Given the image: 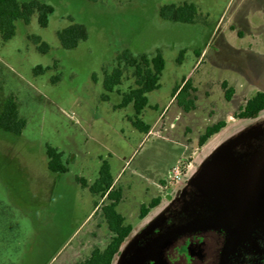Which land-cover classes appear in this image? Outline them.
I'll return each instance as SVG.
<instances>
[{
  "label": "rangeland",
  "instance_id": "1",
  "mask_svg": "<svg viewBox=\"0 0 264 264\" xmlns=\"http://www.w3.org/2000/svg\"><path fill=\"white\" fill-rule=\"evenodd\" d=\"M17 1L54 12L46 28L34 14L11 41L0 37V113L13 99L26 123L20 137L0 132V264H79L103 251L109 202L89 188L104 162L132 228L112 264H264V112L234 120L264 93V0ZM185 3L197 9L193 23L159 17ZM72 25L86 37L65 51L57 34ZM126 51L138 64L157 53L165 63L139 117L147 135L131 126V106L119 109L136 88ZM116 68L120 85L106 94ZM186 82L196 100L189 113L173 96ZM48 147L67 174L48 170Z\"/></svg>",
  "mask_w": 264,
  "mask_h": 264
},
{
  "label": "trees",
  "instance_id": "2",
  "mask_svg": "<svg viewBox=\"0 0 264 264\" xmlns=\"http://www.w3.org/2000/svg\"><path fill=\"white\" fill-rule=\"evenodd\" d=\"M54 10L51 6L38 2L18 3L17 0H0V37L3 43H8L16 35V23L20 22L28 25L31 17L36 14L40 28H46L49 17ZM197 15V9L193 4H183L181 6L168 5L163 6L159 11V17L163 21L191 24ZM86 37V30L83 26L72 25L57 34V39L65 51L77 49L80 42ZM38 43L39 40L36 39ZM45 48V45H42ZM130 68L134 69L136 78V88L129 94L122 97L119 109H126L131 106L135 117L130 121L131 126L141 134H148L149 126L145 125L139 117L148 106L147 95L158 90L159 80L165 68L162 56L157 53L150 60L146 56L140 57V64L131 58L128 51L124 52L121 57ZM38 71H43L37 67ZM122 71L116 68L110 75H106L103 81V89L106 94H111L115 87L120 85ZM190 85L184 83L183 88L175 89L173 96L177 106L185 113L195 110V98L189 94ZM228 93V92H227ZM106 98V97H103ZM264 112V93L256 94L252 99L247 101L245 106L235 116L234 120H254ZM26 127V123L20 119L18 108L13 99H7L3 104L0 113V132L13 137H20ZM225 123H218L212 128H208L204 135L199 139V145L203 146L210 138L217 135ZM48 159V170L54 175L67 174V168L62 164V156L52 148L46 149ZM89 191L93 195L103 198L108 205L102 207V213L111 233V240L107 247L101 251L94 249L89 258L79 264H112L113 260L119 255L124 242L132 234V228L126 225L125 219L116 211L121 202L122 194L120 191L113 190V178L108 163L104 162L99 170L98 179L90 186ZM160 201H153L149 207H143L140 211V218L144 219L150 210L156 208Z\"/></svg>",
  "mask_w": 264,
  "mask_h": 264
},
{
  "label": "built area",
  "instance_id": "3",
  "mask_svg": "<svg viewBox=\"0 0 264 264\" xmlns=\"http://www.w3.org/2000/svg\"><path fill=\"white\" fill-rule=\"evenodd\" d=\"M172 174H173L172 181L178 184L180 182V176H181V174H179L178 172V169L174 168L172 170Z\"/></svg>",
  "mask_w": 264,
  "mask_h": 264
}]
</instances>
